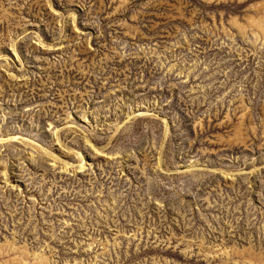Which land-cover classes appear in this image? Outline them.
I'll return each mask as SVG.
<instances>
[{
  "label": "rangeland",
  "instance_id": "374dc122",
  "mask_svg": "<svg viewBox=\"0 0 264 264\" xmlns=\"http://www.w3.org/2000/svg\"><path fill=\"white\" fill-rule=\"evenodd\" d=\"M0 264H264V0H0Z\"/></svg>",
  "mask_w": 264,
  "mask_h": 264
}]
</instances>
